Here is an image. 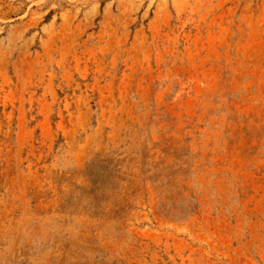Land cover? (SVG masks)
Instances as JSON below:
<instances>
[{
	"label": "rangeland",
	"instance_id": "374dc122",
	"mask_svg": "<svg viewBox=\"0 0 264 264\" xmlns=\"http://www.w3.org/2000/svg\"><path fill=\"white\" fill-rule=\"evenodd\" d=\"M0 264H264V0H0Z\"/></svg>",
	"mask_w": 264,
	"mask_h": 264
}]
</instances>
